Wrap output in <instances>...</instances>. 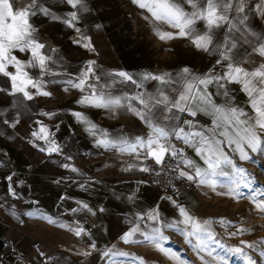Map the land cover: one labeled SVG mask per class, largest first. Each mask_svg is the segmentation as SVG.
I'll use <instances>...</instances> for the list:
<instances>
[{
	"label": "crops",
	"instance_id": "crops-1",
	"mask_svg": "<svg viewBox=\"0 0 264 264\" xmlns=\"http://www.w3.org/2000/svg\"><path fill=\"white\" fill-rule=\"evenodd\" d=\"M38 2L60 17L54 20L42 12L30 17L36 36L46 46L42 51L51 57L49 67L56 74L41 77L48 81L43 90L52 95H37L35 89L29 88L32 100L22 93L12 94L10 78L0 74V264H138L134 257H143L145 264L167 263L169 255L143 242L139 232L133 237L141 241L139 243H125L121 237L138 224L141 216H145L146 221L139 225L142 231L159 227L158 222L146 219V214L154 209L166 223L182 221L177 204L199 221H212L213 209L205 196L207 185L190 181L195 188L175 187L161 191L145 177L147 171L140 170L155 161L145 158L144 150H138L137 155L96 146L95 138L86 130L87 125L81 123L74 112L84 113L92 123L113 136L121 133L129 137L141 136L150 129L125 108L110 111L78 104L87 90L81 92L72 87L69 80L77 81L87 62L95 61V73L101 76V83L105 79L111 83L105 74L117 71H125L137 83L142 82V89L131 82L117 84L110 89L113 95L140 91L154 95L160 85L155 80L141 81L144 73H169L176 80L182 69L188 67L196 76L202 77L210 70L222 75L223 69L216 64L219 52L216 47L208 52L197 49L189 38L160 40L153 24L144 18L150 13L132 0H83V6L77 8L66 0ZM232 2L235 5L237 0ZM28 3L29 0H17L14 6L23 8ZM205 6L200 3L201 8ZM185 10L191 12L193 9L185 5ZM262 10L264 0H245L244 13L237 15L235 10L228 13L236 28L229 32L231 24H226L212 33L214 45L219 46L220 51L224 50L226 41L236 44L231 55L242 61V66L248 70L264 64V56L256 51L264 44ZM73 11L79 18L75 27H69L64 19ZM244 16L247 19L240 24L238 21ZM195 28L203 34L205 22L197 21ZM160 30L177 31L167 24L160 25ZM85 36L90 38V48L83 46L88 42L82 39ZM77 40L80 43L74 42ZM13 54L22 61L31 58L30 53L14 51ZM7 70L14 72L15 68L9 65ZM27 70L33 78L38 76L39 69ZM183 83L168 85L167 94L174 98ZM227 87L235 97L234 103L251 114L248 98L241 91L242 85L231 83ZM209 91L216 93L217 89L209 85ZM215 100L222 103L224 97L217 95ZM178 115L181 120L210 124L211 118L203 114L195 118L187 113ZM41 125L49 130V139L61 146L60 152L41 151L48 144L33 135L39 132ZM225 150L238 164L247 162L240 161L229 149ZM185 157L206 167L187 145ZM64 164L71 167L64 168ZM72 167L77 171H72ZM180 168L190 171L182 163ZM10 187L15 196L10 193ZM42 215L56 222L51 223L41 218ZM77 227L85 230L80 236L75 235ZM210 227L213 230L212 223ZM163 231L170 238L183 236L170 228ZM93 243L95 248L90 247ZM109 249L131 255L105 257L103 253ZM86 252L89 254L85 255Z\"/></svg>",
	"mask_w": 264,
	"mask_h": 264
},
{
	"label": "snow or ice",
	"instance_id": "snow-or-ice-1",
	"mask_svg": "<svg viewBox=\"0 0 264 264\" xmlns=\"http://www.w3.org/2000/svg\"><path fill=\"white\" fill-rule=\"evenodd\" d=\"M66 2L73 8L83 6V0H66ZM132 2L140 9H145L150 13V16L144 18L153 24L154 31L160 40L189 38L197 49L205 52L216 47L220 55L216 64L221 66L223 74H216L210 70L209 73L201 77L192 75L190 69L185 67L178 79L173 80L169 73H144L140 78L141 81L155 80L160 85L154 95L144 91L113 95L110 89L117 84L131 82L136 88L142 89V82L137 83L133 76L125 71H117L105 74L111 83L108 82V79L101 83V76L95 73V61H88L77 81L69 80L72 87L81 92L87 90V94L83 95L77 103L110 111L125 108L138 116L150 131L146 135L134 137H129L124 133L113 136L106 129H101L92 123L84 113L74 112L73 115L81 123L87 125L86 130L95 138L96 146L115 149L120 153H137V155H139L138 150H144L145 158H154L157 164H162L166 155L180 157V163L190 169V171H185L177 165L174 170H178L181 177L195 181L200 185H207L212 191H216L219 186L226 189V192L221 194L235 198L247 195L256 209L264 211V199H257L264 197V186L259 189L254 188L255 178L252 173L239 165L233 156L225 150L229 149L232 153L237 154L240 161H252L251 154H264V64L248 70L242 66V61L231 55L232 49L236 47L234 42L226 41L223 45L224 50L220 51L219 46L214 45L212 37L215 28L226 24H231L229 32L236 28V25L229 20L228 13L233 10L237 15L244 13L245 0H237L235 5L232 0H132ZM201 2L206 5L204 8L200 7ZM16 4L17 0H0V74L10 78L12 94L22 93L25 98L32 100L33 95L29 91L31 88L36 90L37 95L50 96L52 93L43 90V85L48 81L41 77L56 73H53L49 67L51 57L42 51L46 46L36 36V29L30 22V17L35 16L37 12H42L54 20L60 19V17L47 7H42L38 0H29V3L23 8L14 6ZM185 5H190L193 10L186 11ZM262 14H264V10H262ZM78 18L76 11L70 12L64 19V23L69 27H75ZM246 19L247 17L244 16L238 22L243 24ZM197 21L205 22L206 28L203 34L195 28ZM162 24L170 25L177 31H161L160 25ZM76 31L80 30L77 28ZM82 39L88 41L83 46L90 48V38L85 36ZM261 39L264 40V37ZM74 42L80 43L79 40ZM14 51L30 53L31 58L22 61L13 54ZM51 51H55V49ZM256 51L264 56V44H260ZM9 65L14 66V72L7 70ZM32 68L39 69L36 78H33L27 70ZM181 81L184 82L181 89L174 98H171L167 94V86ZM231 83L242 85L241 91L248 98L251 114L244 107L234 103L235 97L231 95L230 89L227 87ZM209 85L215 86L217 92L209 91ZM217 95L224 97L222 103L216 102L215 96ZM178 113H187L193 118L198 114H203L211 118L210 124L200 125L198 121L194 122L191 119L181 120ZM176 121L181 122L178 124ZM33 135L45 140L48 144V147L41 148V151L48 153L61 151V146L49 139V130L46 126L41 125L39 132H34ZM173 138L182 140L185 145L192 148L206 167H201L196 161L186 158L184 150L176 149L171 143ZM63 167L71 166L64 164ZM129 167L132 166L129 165ZM140 170L148 171L149 169L141 168ZM72 171H77V169L72 167ZM8 179L11 180V177L9 176ZM243 190L248 191L245 193ZM9 191L12 195H16L11 187ZM173 203L176 202L173 201ZM83 207L88 208V205L83 204ZM177 207L183 216L182 221L166 223L162 220L159 211L154 209L151 213L146 214V219L158 222L159 227H152L150 231H142L137 224L121 237L122 240L125 243H139L141 241L133 239L139 232L143 237V242L152 244L157 250L180 261V264H188V262L181 260L178 253L165 246L170 237L165 235L164 228L180 231L186 242L198 254L208 250V255L212 256L215 252V248H211L213 243L220 248L224 247L211 230V220L199 221L190 215L184 206L177 204ZM28 214L32 215V213ZM41 218L48 219L51 223L56 222L51 217L42 215ZM140 219H145V216H141ZM220 223L230 224L231 221L221 218ZM179 224H183L185 227L179 228ZM189 225L190 227H188ZM246 230L240 228L237 229V232ZM84 231L83 228L77 227L75 235L80 236ZM237 232H231L229 235H236ZM258 243H264V241ZM241 244L248 248H256V244H249L247 241H241ZM90 247L95 248V244H91ZM227 251L244 254V249L240 247L227 249ZM258 251L261 256H264V250ZM87 254L89 253L86 252L85 255ZM103 255L105 257H129L131 254L109 249ZM134 259L138 261V264H145L143 257H134ZM200 259L204 260L203 256ZM218 259L220 264H228L225 257L220 256ZM246 259L248 264H257L251 256H246ZM204 264H208V262L204 261Z\"/></svg>",
	"mask_w": 264,
	"mask_h": 264
},
{
	"label": "rangeland",
	"instance_id": "rangeland-1",
	"mask_svg": "<svg viewBox=\"0 0 264 264\" xmlns=\"http://www.w3.org/2000/svg\"><path fill=\"white\" fill-rule=\"evenodd\" d=\"M253 160L247 161L244 164H239L245 167L254 176L253 187L259 189L264 186V154L255 153L252 155ZM247 193L248 190H243ZM226 192V189L217 187L216 191L207 186L205 189V196L209 201L212 209V224L215 238L219 240L224 247L220 248L214 243L211 248H215L212 256L208 255V250L197 253L196 250L190 246L184 237L170 238L167 242V247L172 248L178 252L182 260L188 264H220L218 257L223 256L227 259L228 264H248L246 256L253 257L257 264H264V256L259 254L258 250H264V211L256 209L253 202L247 195L235 198L230 195L221 194ZM257 199H264L258 197ZM221 218L231 221L230 224L220 223ZM247 229L243 232H237V229ZM231 232H237L236 235H229ZM241 241H247L249 244H256V248H248L241 244ZM237 247L244 249V254L229 252L227 249H235ZM203 256L204 260L200 257ZM167 263L162 261L159 264H180L179 261L168 256Z\"/></svg>",
	"mask_w": 264,
	"mask_h": 264
},
{
	"label": "built area",
	"instance_id": "built-area-1",
	"mask_svg": "<svg viewBox=\"0 0 264 264\" xmlns=\"http://www.w3.org/2000/svg\"><path fill=\"white\" fill-rule=\"evenodd\" d=\"M172 144L176 149H183L185 156L186 145L182 140L174 139ZM180 164V157L166 155L162 164H157L153 161L149 165V170L145 173V177L161 191L175 187H179L184 190L195 188L192 182L184 179V177H181L178 170H174L177 168V165H179L180 168ZM145 222V219L140 220L138 225H143Z\"/></svg>",
	"mask_w": 264,
	"mask_h": 264
}]
</instances>
